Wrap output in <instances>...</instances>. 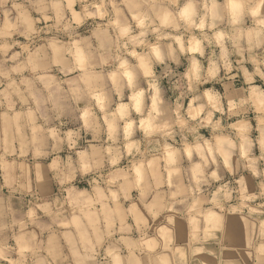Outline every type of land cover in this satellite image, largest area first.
Here are the masks:
<instances>
[{"label":"clouds","instance_id":"clouds-1","mask_svg":"<svg viewBox=\"0 0 264 264\" xmlns=\"http://www.w3.org/2000/svg\"><path fill=\"white\" fill-rule=\"evenodd\" d=\"M0 264H264V0H0Z\"/></svg>","mask_w":264,"mask_h":264},{"label":"rangeland","instance_id":"rangeland-1","mask_svg":"<svg viewBox=\"0 0 264 264\" xmlns=\"http://www.w3.org/2000/svg\"><path fill=\"white\" fill-rule=\"evenodd\" d=\"M177 227H178V229H183L184 226L182 223L178 222Z\"/></svg>","mask_w":264,"mask_h":264}]
</instances>
